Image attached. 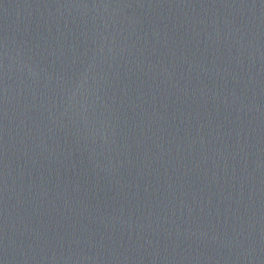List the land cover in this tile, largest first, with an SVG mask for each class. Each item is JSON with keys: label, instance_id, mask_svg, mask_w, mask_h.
Instances as JSON below:
<instances>
[{"label": "water", "instance_id": "water-1", "mask_svg": "<svg viewBox=\"0 0 264 264\" xmlns=\"http://www.w3.org/2000/svg\"><path fill=\"white\" fill-rule=\"evenodd\" d=\"M0 264H264V0H0Z\"/></svg>", "mask_w": 264, "mask_h": 264}]
</instances>
